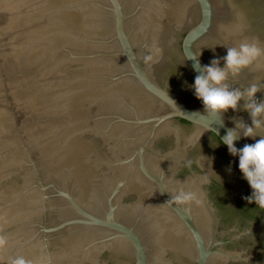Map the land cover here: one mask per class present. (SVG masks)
Here are the masks:
<instances>
[{
    "label": "water",
    "instance_id": "95a60500",
    "mask_svg": "<svg viewBox=\"0 0 264 264\" xmlns=\"http://www.w3.org/2000/svg\"><path fill=\"white\" fill-rule=\"evenodd\" d=\"M243 39L264 46V0H0V264H264V209L220 141L249 113L217 135L188 87L187 57L223 67ZM257 65L227 83L260 100ZM180 187L200 203H167Z\"/></svg>",
    "mask_w": 264,
    "mask_h": 264
},
{
    "label": "clouds",
    "instance_id": "9594fccd",
    "mask_svg": "<svg viewBox=\"0 0 264 264\" xmlns=\"http://www.w3.org/2000/svg\"><path fill=\"white\" fill-rule=\"evenodd\" d=\"M227 54L222 58L223 67H220L221 59H212L207 66H201L199 56L191 55L187 60H192V69L197 72L194 84L190 87L194 90L196 99L203 104V114L209 118L218 117L219 124L213 131L218 135L219 127H223V114L229 109L236 111L243 101V109L249 113L251 126L236 121L235 127L226 129L225 135L220 139L227 146L228 153L239 157V171L252 189L250 197H246L248 203H255L260 209H264V136H259L258 131L264 128V98L257 100L256 93L261 91L257 82L251 83L247 88H232L227 83L229 77H236L245 70L257 65L264 58V46L256 39H243L234 46L226 47ZM161 55V50L155 48L144 57L146 62L153 61ZM200 55V54H199ZM187 86V82H185ZM172 106L178 110L174 104ZM200 113V112H196ZM240 129L238 132L237 129ZM259 139L254 144H245L237 150L234 142L241 138ZM218 146V145H217ZM210 161V160H209ZM211 162V161H210ZM231 166H229L230 171ZM219 178V177H218ZM165 191V190H164ZM169 204L181 205L199 204V194L193 190L180 187L175 194L170 196ZM8 241L4 235H0V250L7 247ZM9 264H31L24 256H17L9 261Z\"/></svg>",
    "mask_w": 264,
    "mask_h": 264
}]
</instances>
